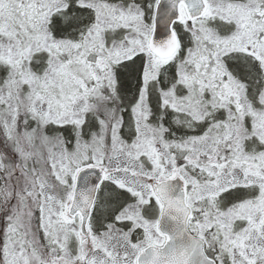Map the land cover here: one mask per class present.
Returning <instances> with one entry per match:
<instances>
[{
	"label": "snow or ice",
	"instance_id": "obj_1",
	"mask_svg": "<svg viewBox=\"0 0 264 264\" xmlns=\"http://www.w3.org/2000/svg\"><path fill=\"white\" fill-rule=\"evenodd\" d=\"M0 264H264V0H0Z\"/></svg>",
	"mask_w": 264,
	"mask_h": 264
}]
</instances>
